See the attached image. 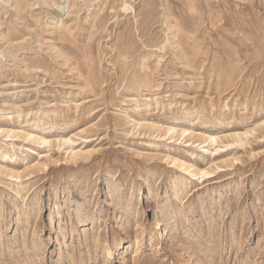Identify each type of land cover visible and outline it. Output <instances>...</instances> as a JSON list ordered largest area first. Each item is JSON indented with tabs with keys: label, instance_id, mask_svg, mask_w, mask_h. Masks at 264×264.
Instances as JSON below:
<instances>
[{
	"label": "rangeland",
	"instance_id": "374dc122",
	"mask_svg": "<svg viewBox=\"0 0 264 264\" xmlns=\"http://www.w3.org/2000/svg\"><path fill=\"white\" fill-rule=\"evenodd\" d=\"M0 264H264V0H0Z\"/></svg>",
	"mask_w": 264,
	"mask_h": 264
},
{
	"label": "bare ground",
	"instance_id": "6f19581e",
	"mask_svg": "<svg viewBox=\"0 0 264 264\" xmlns=\"http://www.w3.org/2000/svg\"><path fill=\"white\" fill-rule=\"evenodd\" d=\"M42 142H43V140H42Z\"/></svg>",
	"mask_w": 264,
	"mask_h": 264
}]
</instances>
